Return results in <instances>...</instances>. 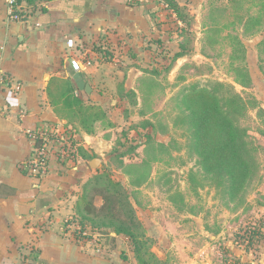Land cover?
Returning <instances> with one entry per match:
<instances>
[{
	"label": "rangeland",
	"instance_id": "374dc122",
	"mask_svg": "<svg viewBox=\"0 0 264 264\" xmlns=\"http://www.w3.org/2000/svg\"><path fill=\"white\" fill-rule=\"evenodd\" d=\"M181 2L135 89L82 105L114 128L98 187L115 213L90 224L132 234L127 264L135 244L151 264H241L264 236V0Z\"/></svg>",
	"mask_w": 264,
	"mask_h": 264
},
{
	"label": "crops",
	"instance_id": "0c3cea01",
	"mask_svg": "<svg viewBox=\"0 0 264 264\" xmlns=\"http://www.w3.org/2000/svg\"><path fill=\"white\" fill-rule=\"evenodd\" d=\"M15 9L22 19H10V0H0V75L10 79L0 84V264H127L122 234L98 239L91 222L85 237L76 229L114 130L89 119L82 105H103L107 94L135 89L166 38L165 12L149 0H23ZM77 75L90 91L79 87ZM45 125L72 128L81 159L67 165L53 159L38 178L23 166L32 151L25 130ZM94 158L101 159L97 168ZM101 202L96 194L94 205ZM259 241L256 252L240 251L241 264H264V236Z\"/></svg>",
	"mask_w": 264,
	"mask_h": 264
},
{
	"label": "built area",
	"instance_id": "2783aa9c",
	"mask_svg": "<svg viewBox=\"0 0 264 264\" xmlns=\"http://www.w3.org/2000/svg\"><path fill=\"white\" fill-rule=\"evenodd\" d=\"M140 1V0H132ZM158 9L165 11V14L170 13L173 17L175 11L169 8L165 0H153ZM15 0H10V19H22L24 15H19L13 12ZM68 45L72 46V40L68 41ZM72 65L75 69L79 68V63L72 60ZM10 79L0 75V84L8 85ZM29 141L32 143V151L28 159L23 163L26 172L32 176L42 178L46 176L51 167L53 159L59 161L63 165L76 163L81 159L82 144L76 136L72 128H61L56 125L40 126L37 129H26ZM70 227V224H68ZM77 232L86 235V230L82 231L80 224H77Z\"/></svg>",
	"mask_w": 264,
	"mask_h": 264
},
{
	"label": "trees",
	"instance_id": "16d2710c",
	"mask_svg": "<svg viewBox=\"0 0 264 264\" xmlns=\"http://www.w3.org/2000/svg\"><path fill=\"white\" fill-rule=\"evenodd\" d=\"M23 0H15L14 3V7L16 8L17 5L21 4ZM27 1L29 4H34L35 0H25ZM168 5L169 8H171L172 10H174L176 12L177 15H180V11H181V6L178 4V2L176 0H165ZM15 13L19 14V15H24V12H20L17 9L14 10ZM232 102H236L235 99L232 100ZM237 103V102H236ZM239 103V101H238ZM210 109V108H209ZM207 117L210 119L211 122H213V120H215L216 115L210 114L207 115ZM208 124H210L209 121H207ZM231 133H233V130H231ZM242 173V171H241ZM101 175H97L95 176L92 180L89 181L87 188L90 186V191H88L86 194H84L83 200L85 201V204L83 206V209L81 211V216L79 217V223L80 226L82 228V231L85 230L86 226L88 225L89 222L92 221V217L99 215V214H106L109 217H114V213H115V206L113 204V202L111 201V197L106 196L103 193V190L101 187L99 186V180H101ZM109 182L114 183V185H118V183H115L111 180H109ZM98 194L101 195L103 198V203L97 207L94 205V196ZM114 210V212H113ZM93 222V221H92ZM94 223H92L93 226ZM117 234H128L130 235V237L132 238V234L129 232H126V229H121V228H117L114 230ZM79 234V233H78ZM258 235V239H260L261 237H263V232L258 230L257 233ZM81 237H85L87 235H81L79 234ZM253 241V237L250 238V244H252ZM138 245L135 244V252H136V258L139 264H151L149 262V260H147L144 255L141 252V249H139V247H137Z\"/></svg>",
	"mask_w": 264,
	"mask_h": 264
},
{
	"label": "water",
	"instance_id": "95a60500",
	"mask_svg": "<svg viewBox=\"0 0 264 264\" xmlns=\"http://www.w3.org/2000/svg\"><path fill=\"white\" fill-rule=\"evenodd\" d=\"M77 79V82L79 84V87L81 89H84L86 91H90V87L88 84H86L85 82H83V80L81 79V77L79 75H77L76 77ZM90 165L93 167V168H97L98 166L101 165V159L100 158H94L93 160L90 161Z\"/></svg>",
	"mask_w": 264,
	"mask_h": 264
}]
</instances>
